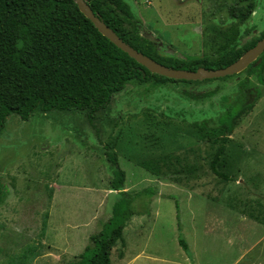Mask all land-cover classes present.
Here are the masks:
<instances>
[{
	"label": "rangeland",
	"instance_id": "obj_1",
	"mask_svg": "<svg viewBox=\"0 0 264 264\" xmlns=\"http://www.w3.org/2000/svg\"><path fill=\"white\" fill-rule=\"evenodd\" d=\"M159 53L177 59L218 50L225 27L244 44L264 32V0L244 23L229 20L235 0H126ZM232 26V28L230 27ZM238 77L208 82H133L115 96L95 128L80 112L11 116L0 132V264H69L111 217L110 146L126 173L125 191L138 215L112 251V264H264V85L240 119L228 152L230 180L210 168L217 148L195 127L218 124L238 94ZM193 100L186 94L204 96ZM164 155L195 168L183 183L162 180L141 162ZM153 189V198L137 196ZM151 203L149 214H144ZM178 204V208H177ZM184 239L186 252L180 245Z\"/></svg>",
	"mask_w": 264,
	"mask_h": 264
},
{
	"label": "trees",
	"instance_id": "obj_2",
	"mask_svg": "<svg viewBox=\"0 0 264 264\" xmlns=\"http://www.w3.org/2000/svg\"><path fill=\"white\" fill-rule=\"evenodd\" d=\"M93 13L110 27L125 43L159 64L175 70L195 72L200 68L219 70L238 61L248 50L264 38V32L252 36L244 44L230 37L231 30L224 24L222 34L228 37L213 53L177 59L159 53V43L143 34V26L126 0H84ZM258 0H235L228 6L229 20L244 24L257 10ZM232 28V26L230 25ZM261 62L251 64L242 73L221 79L238 77V94L225 110L218 124L208 121L195 123V127L209 136L217 148L210 161L214 174L230 180L226 173L232 163L228 152L231 136L240 119L247 117L262 96L253 87L251 79L264 85V53ZM216 80V79H213ZM206 80L203 82H208ZM154 82L193 83L177 81L150 73L103 36L95 25L80 11L75 0H0V132L11 116L28 122L36 113L77 111L86 116L95 128L101 113L107 112L116 95L133 83ZM217 90L193 100L214 97ZM105 156L113 179L111 190L118 199L111 209V217L101 230L89 237V244L75 261L69 264H112V251L123 241L128 223L138 212L134 209L135 196L125 191L126 173L110 146ZM141 167L162 180L183 183L184 174L192 175L195 168L184 164L175 156L164 155L141 162ZM153 198L157 192L151 188L139 194ZM6 196L0 178V203ZM144 214H149L150 205ZM178 208V204H177ZM180 245L189 252L188 244Z\"/></svg>",
	"mask_w": 264,
	"mask_h": 264
},
{
	"label": "water",
	"instance_id": "obj_3",
	"mask_svg": "<svg viewBox=\"0 0 264 264\" xmlns=\"http://www.w3.org/2000/svg\"><path fill=\"white\" fill-rule=\"evenodd\" d=\"M80 11L95 25L99 32L108 38L117 48H119L128 56L134 59L137 63L144 66L150 73L156 74L168 79L177 81H206L213 79H221L229 76H235L245 71L251 64H259V59L264 53V38L260 40L257 45L248 50L238 61L224 69L207 70L200 68L195 72L185 70H175L173 68L165 67L157 63L153 59L138 52L130 45L125 43L118 35L98 17L95 16L90 6L84 0H75ZM151 41L158 43L159 40L153 36L148 37ZM161 45V43H159Z\"/></svg>",
	"mask_w": 264,
	"mask_h": 264
}]
</instances>
